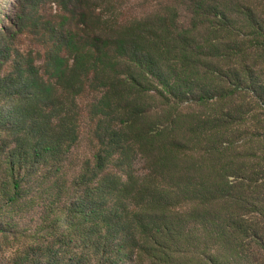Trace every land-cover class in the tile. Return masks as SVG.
<instances>
[{"label":"trees","instance_id":"1","mask_svg":"<svg viewBox=\"0 0 264 264\" xmlns=\"http://www.w3.org/2000/svg\"><path fill=\"white\" fill-rule=\"evenodd\" d=\"M125 6L0 0V264H264V0Z\"/></svg>","mask_w":264,"mask_h":264},{"label":"rangeland","instance_id":"2","mask_svg":"<svg viewBox=\"0 0 264 264\" xmlns=\"http://www.w3.org/2000/svg\"><path fill=\"white\" fill-rule=\"evenodd\" d=\"M125 2V7L128 9L131 8L132 10L128 12L129 14H138L140 12H143L148 8L150 5H155L156 3L161 2L162 0H123ZM55 8V6H54ZM8 10V9H7ZM15 9L11 11V15L13 16L15 14ZM127 15V13H126ZM45 18H48L50 16V11L44 15ZM30 40V41H29ZM29 40L24 41L22 44V47L25 48L27 51H32L33 53H37L38 50H40L39 46L37 45L38 40L36 38H30ZM91 99V98H90ZM90 99L85 102V104L90 102ZM86 130L88 131L89 125L85 126ZM92 146L90 144L89 137L84 134L82 137L81 143L76 147V149L73 151L72 155L70 156L69 161L71 163H80L84 162L86 160H91L92 157Z\"/></svg>","mask_w":264,"mask_h":264}]
</instances>
